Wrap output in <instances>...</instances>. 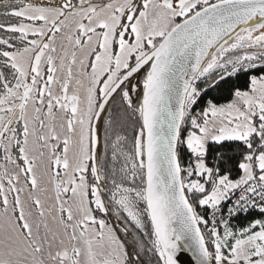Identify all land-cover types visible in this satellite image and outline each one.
<instances>
[{"label":"snow or ice","instance_id":"snow-or-ice-1","mask_svg":"<svg viewBox=\"0 0 264 264\" xmlns=\"http://www.w3.org/2000/svg\"><path fill=\"white\" fill-rule=\"evenodd\" d=\"M264 264V0H3L0 264Z\"/></svg>","mask_w":264,"mask_h":264},{"label":"water","instance_id":"water-1","mask_svg":"<svg viewBox=\"0 0 264 264\" xmlns=\"http://www.w3.org/2000/svg\"><path fill=\"white\" fill-rule=\"evenodd\" d=\"M179 264H195L192 259L191 253H184L179 258Z\"/></svg>","mask_w":264,"mask_h":264},{"label":"trees","instance_id":"trees-1","mask_svg":"<svg viewBox=\"0 0 264 264\" xmlns=\"http://www.w3.org/2000/svg\"><path fill=\"white\" fill-rule=\"evenodd\" d=\"M3 0H0V10H2Z\"/></svg>","mask_w":264,"mask_h":264}]
</instances>
